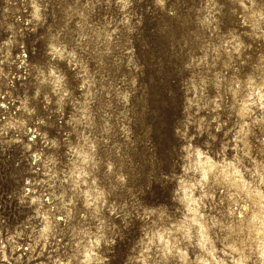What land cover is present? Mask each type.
Here are the masks:
<instances>
[{
	"label": "rangeland",
	"instance_id": "374dc122",
	"mask_svg": "<svg viewBox=\"0 0 264 264\" xmlns=\"http://www.w3.org/2000/svg\"><path fill=\"white\" fill-rule=\"evenodd\" d=\"M84 4L85 0H61L59 6L53 5L57 12V23L53 25L49 21L53 36L67 25L65 36L61 37L65 44L70 43L66 39L69 33L82 32L90 37L84 41V47L89 50L81 54L79 63L69 66L65 60L56 64L58 71L65 72L70 81L76 82L72 98L64 104L63 114L56 113L52 107L45 109L43 103L32 102L45 123H38L34 117L27 121V129L19 133L23 143L0 144V233H3L7 243L10 234L23 232L16 240L20 247L15 253L11 245L8 246L7 253L12 264H53L55 241L59 242L58 253L63 258L62 254L70 251L72 229L78 226V222L83 223L86 229L95 231L93 224L98 223L95 217H91L88 223L80 219L81 212L90 213V210H85L82 198L77 200L72 220L67 218L64 210L59 209L56 196L67 190L68 186L62 189L57 185L53 188L49 183H44L48 177L43 161L33 156V153H42L44 157L56 155L60 161L57 171H66L62 165L67 160L62 153L56 154L50 141L67 137L75 143L76 130L83 131L78 118L86 113L92 114L94 120L90 123L97 127L99 114L106 113L112 134L105 137L107 144L99 146V156L102 159L112 158L134 177L129 183L131 193L121 189L114 180H104L97 192L105 199L100 218L114 222L120 228L119 234L114 236L117 243L108 257L111 264H125V261L135 264L134 258L140 251L139 241L143 238L144 229L150 227L157 216L166 213L171 224L182 219L170 205L150 202L146 198L144 193L147 192L148 183L152 182L155 188L154 182L161 179V171L171 174V170L176 169L181 145H185L189 138H195L192 139L194 147L203 146L207 134L202 136L197 131L201 124L207 128L211 123V131L218 140L223 141L225 134L232 138L228 130L238 128L242 118L239 110L231 108L235 100L229 89L233 81L239 83L257 72L259 56L264 52V44L246 35V27L231 16L229 0H218L221 12L216 16L215 32H209L196 22L203 0H184V7L181 8L183 19L180 22L162 17L151 7L152 0H136L131 32L124 31L122 27L117 29L122 13L116 0H112L110 5L105 0L99 4L93 0L94 7L87 10ZM6 7L5 0H0V40L9 35L4 30L7 24L26 29L31 27L27 23L30 20V7L25 11L27 5L21 0H13V6L7 13L4 11ZM79 12L84 13L83 18L78 15ZM109 31L117 32L111 42L100 39ZM233 32L250 47L243 51L240 58L230 59L223 45ZM37 35L43 37L36 45L39 48L45 44L49 34L41 28L37 34L29 37V41L36 40ZM19 52L18 48L13 49V59ZM23 54L27 56L29 66L39 63L37 58H33L27 42ZM19 63L17 60L14 64L4 65L5 72L11 75L8 79L0 80V123L13 115L16 118L22 115L26 117L21 100L34 92V72L31 67H18ZM98 89L104 90L102 95L97 92ZM116 93L121 97L128 96L127 103L117 100ZM221 99L225 110L221 112L220 119L226 126L217 127L212 122L215 115L213 109ZM70 119L73 120L72 124L68 123ZM254 131L255 136L250 135L249 140L255 145L260 132L258 128ZM14 135L9 132V137ZM25 145H30V150ZM114 146H120L119 158L115 156ZM232 154L230 148L229 159ZM174 174L179 175V172ZM71 196L72 191L68 190L67 197ZM32 197H41L45 209H51L58 217L57 234L47 246L43 241L35 246L31 228L27 227L36 222V205L29 206ZM21 198L25 200L23 205L19 204ZM124 204L128 208L123 211L117 209L120 211L118 216L109 210L110 206ZM146 211L149 215L141 220L140 216H144ZM126 212L133 215L126 216ZM207 214L208 211H205ZM212 214L215 215V211ZM125 224L129 225L127 229L124 228ZM216 244L218 249L223 247L219 241ZM188 254L195 262L199 250L190 248ZM16 257L22 259L18 261Z\"/></svg>",
	"mask_w": 264,
	"mask_h": 264
},
{
	"label": "clouds",
	"instance_id": "9594fccd",
	"mask_svg": "<svg viewBox=\"0 0 264 264\" xmlns=\"http://www.w3.org/2000/svg\"><path fill=\"white\" fill-rule=\"evenodd\" d=\"M5 2L8 7L4 11L7 13L13 6V0ZM100 2L101 0H95L96 4ZM105 2L110 5L112 0ZM135 2L136 0H116L122 13L117 29L122 27L124 31H132L131 18L134 16ZM21 3L27 5L25 11L31 8L30 20L27 22L31 27L26 29L7 24L4 28L9 35L0 40V80L8 79L11 75L5 72L4 65L14 64L19 60L18 67H31L34 72V92L21 100L26 117L22 115L16 118L13 115L0 123V144L23 143L19 133L27 129V121L34 117L38 123H45L38 116L37 108L32 106V102L43 103L45 109L52 107L56 113L63 114L64 104L72 98L76 82L70 81L65 72L58 71L56 64L65 60L69 66L79 63L81 54L89 50L84 47V41L90 37L82 32L69 33L66 36L70 41L68 44L61 40L65 36L67 25L64 30L51 35L49 21L53 25L57 23V12L53 5L59 6L61 0H21ZM229 3L231 16L246 27V35L264 44V0H229ZM83 7L85 10L94 7L93 0H85ZM151 7L169 21L180 22L183 19L181 8L184 7V0H152ZM220 12L218 0H203L202 8L197 11L196 22L209 32H215L216 16ZM78 15L83 18L84 13L79 12ZM41 28L49 35L45 44L38 48L36 45L43 37L37 35L36 40L32 41H29V37L37 34ZM116 35L117 32L109 31L100 39L111 42ZM26 42L31 47L33 58L39 61L36 65L29 66L27 56L23 54ZM223 47L232 59L240 58L250 45L243 43L239 35L233 32ZM17 48L20 52L13 59V49ZM232 85L229 91L233 93L235 103L231 108L239 110L238 114L242 118L238 128L228 130L232 138L229 139L228 134H225L223 141L218 140L217 135L211 131V123L207 128L201 124L197 131L202 136L207 134L203 146L194 147L192 139L195 138H189L185 145H181L176 169L171 170V174L169 171H161V179L154 182L155 188L152 182L148 183L147 192L144 193L146 198L150 202L170 205L182 219L171 224L166 213L157 216L151 226L144 229L143 238L139 241L140 251L134 258L135 264H264V52L259 56L257 72L239 83L233 81ZM103 91L97 90L101 95ZM115 98L122 103H127L129 99L126 95L121 97L119 93H116ZM224 110L221 99L213 109L215 115L212 122L217 127L226 126L220 119ZM98 119L99 127L90 123L94 120L91 113L79 116L83 131L76 130L75 143L67 137L50 141L56 154L62 153L67 160L62 165L67 169L63 173L57 171L60 161L56 155L44 157L42 153H33V156L43 161L46 169L48 179L44 183H49L53 188L57 185L62 189L65 185L68 186L67 190L56 196L58 207L66 212L67 218L74 219L77 200L82 198L85 210H90V213L81 212V221L88 223L91 217L98 221L93 224L95 231L86 229L83 223L78 222V226L72 229L70 251L62 254L63 258L57 257L53 264H111L108 257L117 243L114 236L119 234L120 228L114 222L109 223L100 218L105 208V199L97 190L104 180H114L121 189L131 193L129 183L134 177L126 173L112 158L102 159L99 156V146L108 143L105 137H110L112 132L108 127L106 113L99 114ZM68 123L72 124L73 120L70 119ZM257 128L260 135L256 137L258 143L254 145L249 136H255L254 130ZM10 131L15 133L13 137H9ZM25 148L30 150V145H25ZM114 148L115 156L119 158L120 146ZM230 148L234 153L231 159L228 158ZM175 172H179V175H175ZM68 190L72 191L71 197H67ZM217 193L220 195L219 200ZM24 203L25 200L21 198L19 204ZM31 205H36V222L27 227L31 228L34 245L39 246L43 241L47 246L49 240L57 234L58 217L51 209H45L41 197H32L29 206ZM127 208L128 205L124 204L110 206L109 210L118 216L120 211ZM202 209L208 211V214L205 215ZM238 209L242 210V214ZM212 211L216 214L213 215ZM125 214L133 215L132 212ZM148 215L146 211L140 219L145 220ZM128 227V224L124 225L125 229ZM22 235L21 231L10 234L6 243L3 233H0V264H12L7 253L8 246L10 244L15 253L20 247L16 240ZM217 241L223 245L222 248L217 249ZM190 248L199 250L195 262L188 254ZM21 259L22 257H16L18 261Z\"/></svg>",
	"mask_w": 264,
	"mask_h": 264
},
{
	"label": "built area",
	"instance_id": "2783aa9c",
	"mask_svg": "<svg viewBox=\"0 0 264 264\" xmlns=\"http://www.w3.org/2000/svg\"><path fill=\"white\" fill-rule=\"evenodd\" d=\"M59 244V242L58 241H55V259L57 258V257H60V258H62L61 256H60V254L58 253V245Z\"/></svg>",
	"mask_w": 264,
	"mask_h": 264
},
{
	"label": "bare ground",
	"instance_id": "6f19581e",
	"mask_svg": "<svg viewBox=\"0 0 264 264\" xmlns=\"http://www.w3.org/2000/svg\"><path fill=\"white\" fill-rule=\"evenodd\" d=\"M238 211H239V212H241V214H242V210L238 209ZM216 247H217V249H218V246H217V244H216Z\"/></svg>",
	"mask_w": 264,
	"mask_h": 264
}]
</instances>
